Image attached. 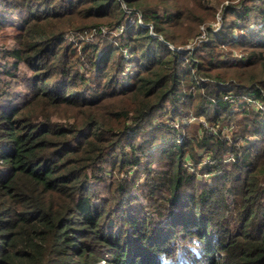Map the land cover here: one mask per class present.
Here are the masks:
<instances>
[{"label":"trees","instance_id":"trees-1","mask_svg":"<svg viewBox=\"0 0 264 264\" xmlns=\"http://www.w3.org/2000/svg\"><path fill=\"white\" fill-rule=\"evenodd\" d=\"M185 1L0 0V264H264V0Z\"/></svg>","mask_w":264,"mask_h":264},{"label":"rangeland","instance_id":"rangeland-1","mask_svg":"<svg viewBox=\"0 0 264 264\" xmlns=\"http://www.w3.org/2000/svg\"><path fill=\"white\" fill-rule=\"evenodd\" d=\"M215 1V0H214ZM222 0H220V1H218V3H215L216 4V6H218V4H219V6H218V9H219V11L217 10V12L215 13V15H214V19H212L211 20V17H208V18H206L205 19V21H204V24L203 25H201L200 27H199V30L201 31V34H200V36H199V39H198V42L199 41H201L202 39H204V37H205V35H207V31H208V29H212V30H214L215 32H217L219 29H220V26H221V24H222V21H221V13H222V11L224 10V7L226 6V5H234V4H237V3H239L240 2V0H233V1H222ZM186 2V4L188 5V6H191V1L190 0H186L185 1ZM216 2V1H215ZM184 4V3H183ZM197 6H194L193 8H192V15H193V17H195L196 16V13H195V8H196ZM251 27H254V24H252L251 25ZM4 32L3 31H0V45L2 44V41H3V37H4ZM197 42V43H198ZM258 70L256 69V72H257ZM27 76H28V72L26 71V68L23 66L22 67V71H21V73L19 74V78L17 79L18 80V82H19V84H20V86H17V84L18 83H13L11 86H6V91L9 93V96L8 97H5V98H0V105H4L5 104V102L6 101H8L10 98H13V97H15V96H18L19 94H21V93H25V91H27L26 90V86H25V83H24V81H26V78H27ZM5 85V84H4ZM1 90V89H0ZM2 91H0V93H1ZM249 105H251L252 107H256V106H258V104L259 103H257V104H253V101H250V103H248ZM262 108V107H261ZM238 117H239V115H238ZM161 120H163L164 122H166L167 123V125H168V128H171V127H174V128H178L179 126H178V123L174 120V119H172V120H170V116H169V114L168 113H165L163 116H162V119ZM204 120H202V119H195L194 117L193 118H187V119H184V123L185 124H192L191 126H192V129L196 132V131H202V132H204V130H202L203 129V127L202 126H200L199 124L201 123L202 125H204L205 123L203 122ZM194 132V133H195ZM179 142V141H178ZM137 156H139V154L137 155ZM203 162L204 163H207L208 162V160L206 159V158H203ZM211 162V161H210ZM190 162L188 161V162H186V164H185V166H186V168H190ZM121 176V175H120ZM126 175L125 174H122V179H124V177H125ZM164 229V228H163ZM155 231H157L156 229H155ZM155 235H153V238H155L156 236H157V234L156 233H154Z\"/></svg>","mask_w":264,"mask_h":264},{"label":"built area","instance_id":"built-area-1","mask_svg":"<svg viewBox=\"0 0 264 264\" xmlns=\"http://www.w3.org/2000/svg\"><path fill=\"white\" fill-rule=\"evenodd\" d=\"M249 102H250V100H249ZM253 104L255 105V104H257V103H255V102L253 101ZM209 163H211V162H209Z\"/></svg>","mask_w":264,"mask_h":264}]
</instances>
